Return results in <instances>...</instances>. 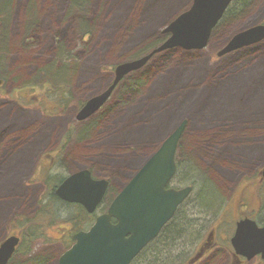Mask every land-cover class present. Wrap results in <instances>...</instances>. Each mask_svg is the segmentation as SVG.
<instances>
[{"label":"rangeland","instance_id":"rangeland-1","mask_svg":"<svg viewBox=\"0 0 264 264\" xmlns=\"http://www.w3.org/2000/svg\"><path fill=\"white\" fill-rule=\"evenodd\" d=\"M192 3L0 0V242L16 234L15 219L32 218L38 210L47 190L44 169L65 178L91 170L112 181V196L150 156L152 146L186 120L183 150L189 161L173 185L194 187L183 212L198 226L178 240L170 256L187 264L200 244L194 234L202 231V239L208 238L211 225L222 217L217 248L199 264L232 263L233 225L242 212L255 215L257 207L242 189L255 186L264 167V42L223 57L219 53L237 34L264 25V0H250L238 11L235 7L237 12L218 26L204 50L175 49L156 56L139 71L147 79L136 94L121 96L125 82L95 117L76 120L81 105L112 84L116 66L159 45L163 30ZM31 6L37 14L24 25ZM61 86L70 104L52 111L54 97L47 95ZM41 93V100L51 102L49 110L38 104ZM71 128L74 134L66 141ZM41 154L52 156L53 163L44 156L38 164ZM240 198L247 206L240 205ZM55 209L62 220L56 226L62 229L49 230L33 246L34 257L46 256V264H58L68 249L62 238L71 227L66 219L75 221L78 213L72 207ZM259 219L264 222V215ZM15 259L22 264L30 257L21 253ZM245 264L264 263L254 259Z\"/></svg>","mask_w":264,"mask_h":264},{"label":"water","instance_id":"water-1","mask_svg":"<svg viewBox=\"0 0 264 264\" xmlns=\"http://www.w3.org/2000/svg\"><path fill=\"white\" fill-rule=\"evenodd\" d=\"M234 0H193L191 8L164 30L168 38L151 53L123 63L114 69V80L101 94L90 99L78 112L76 120L84 122L96 115L110 100L117 86L130 74L144 68L157 54L183 49L203 50L213 30L223 19ZM264 40V25L237 34L219 53V57ZM187 121L184 120L124 186L108 212L96 219L88 231L73 237L74 244L58 264H131L143 249L155 240L171 221L177 208L193 192L167 189L177 173L175 155ZM264 178V169L262 172ZM109 182L95 180L87 169L69 176L57 188L56 195L70 204L82 205L93 214L103 201ZM115 220L116 223H112ZM12 235L0 243V264H9L20 245ZM231 244L236 254L247 261L261 256L264 261V227L250 219L238 223Z\"/></svg>","mask_w":264,"mask_h":264},{"label":"trees","instance_id":"trees-1","mask_svg":"<svg viewBox=\"0 0 264 264\" xmlns=\"http://www.w3.org/2000/svg\"><path fill=\"white\" fill-rule=\"evenodd\" d=\"M250 0H236V2L228 9L224 20L222 22H225L226 19L229 20V18L235 14L238 10L241 9V7L245 6L246 3H249ZM237 8V11H233L234 8ZM35 9V7H34ZM35 11V10H34ZM5 14L2 16L4 17ZM164 40V39H163ZM163 40L159 41V45L163 42ZM159 45L152 47L142 55H140L137 58H141L150 52H152L154 49H156ZM138 73H133L132 75L128 76L117 88L119 90L123 85V83L126 82V86L122 89L121 96L123 95H129V94H136L142 86L146 84L147 76H138ZM132 77V79L129 80L128 78ZM115 91V93L117 92ZM126 90L130 93H126ZM67 89L63 86L49 91L47 96H53L54 100L51 103L50 101H44L42 97V93L38 96V104L41 106L42 103L44 104V107L46 110H49V105H47V102H50L51 105H54V108H51L52 111H60V110H67V107L70 104L69 97L67 95ZM113 94L112 98H114ZM36 96V95H35ZM46 94H43V97H45ZM33 97V96H32ZM126 98V97H125ZM124 98V100H125ZM31 99V98H30ZM112 100V99H111ZM44 101V102H43ZM124 105L121 104V106ZM82 106V105H81ZM120 106L117 104V107ZM47 112V111H46ZM74 134V129L71 128L69 130V133L67 135L66 141H68L72 135ZM66 144H63L65 146ZM64 151V147L63 150ZM184 168L179 167V172L181 173ZM42 175L44 176L43 181L47 186L46 193L42 196V198L39 201V209L37 213L32 218H24L19 217L14 221V230L18 236L21 238L20 246L17 250L18 256L19 254L23 253L25 256L30 257L27 262H22V264H46L47 257L46 256H39L34 257V251L33 246L34 244L44 238L49 230H53L55 228H58L61 230L63 226H56L57 224H61L62 220L57 218V214L59 211L55 209L56 206H63L64 208L72 207L78 209L77 215L74 217L75 221L71 220L72 218H67L68 221H73L75 224L77 222V225L75 226L76 229L72 228L73 232L79 231V229L85 228L87 226H81V223H88L91 222V218H94V216L88 215L85 213L82 207L79 205H73L66 203L62 200H60L56 194L55 191L57 187L62 183V181L65 179L63 176L55 175L52 173L51 169H44L42 171ZM214 196L212 195L208 202L209 205L214 203ZM24 223V225H22ZM67 223V222H66ZM194 226H166L161 234L156 238L153 242H151L141 253L140 255L132 262V264H186L185 262H181L179 258H173L172 255L174 249L179 245L178 240H181L182 238H185L186 235L190 232V229ZM67 232V230H65ZM67 233L64 235L66 236ZM202 231H197L194 234L195 238H201L202 237ZM63 235V236H64ZM15 257L11 260L10 264H19ZM41 257H45L44 260L39 261L37 259H40ZM187 264H189V260H187Z\"/></svg>","mask_w":264,"mask_h":264},{"label":"flooded vegetation","instance_id":"flooded-vegetation-1","mask_svg":"<svg viewBox=\"0 0 264 264\" xmlns=\"http://www.w3.org/2000/svg\"><path fill=\"white\" fill-rule=\"evenodd\" d=\"M236 2V0H234L232 3H231V5L229 6V8L234 4ZM228 8V9H229ZM224 20V18L219 22V24L216 26V28L213 30V32L218 28V26L222 23V21ZM213 32H212V34H213ZM212 36V35H211ZM163 38H165V36H163ZM211 38V37H210ZM264 42V40L263 41H261V42H259V43H257V44H253V45H251V46H246V47H243V48H241V49H239V50H242V49H247V48H251V47H253V46H257V45H259V44H261V43H263ZM208 46V45H207ZM204 50V49H203ZM239 50H237V51H239ZM198 51V50H197ZM199 51H201V50H199ZM234 52H236V51H234ZM233 53V52H232ZM229 54H231V53H229ZM228 55V54H227ZM224 56H226V55H224ZM223 57V56H222ZM34 98L36 97L35 95L33 96ZM184 119V118H183ZM90 120V119H89ZM182 120V119H181ZM187 127H188V123H187ZM187 127H186V130H185V132H184V134H183V136L181 137V140H180V142H179V144H178V147H177V151H176V155H175V163H176V166H177V173H176V175H175V177L173 178V180L169 183V185L167 186V189H174V190H182V189H184L185 187H187V186H184V187H177V186H174L173 185V183H174V181L176 180V178L179 176V167H181V166H184L185 164H187L186 162L187 161H189L188 159H187V157H185V154H186V151L185 150H183L184 148H185V143H184V141H185V136H186V131H187ZM173 133V130H172V132H170V133H168L166 136H165V138L161 141V143H156V144H154V146H152V148H153V150H152V153H150V156L149 157H147L146 159H145V161H147V159H149L153 154H155L159 149H160V147L162 146V144L164 143V141L171 135ZM63 147H64V149H65V147H66V145L65 146H62L61 147V153L63 152L62 150H63ZM187 155V154H186ZM44 156H46L45 158L46 159H48V161L49 162H51L50 164H52L53 163V157L52 156H50V157H48L47 156V154H41L40 156H39V158H38V164H40V162L42 161V159H43V157ZM194 160V159H193ZM144 161V162H145ZM143 162V163H144ZM143 166V165H142ZM264 168V167H263ZM263 168H262V170H263ZM262 170L261 171H259V173H258V176H257V183H256V185L255 186H252V185H248V184H246L245 186H244V188L242 189V192H244V193H249L250 195H252L251 196V198H249L248 200H250L251 201V199H253V200H255L256 199V203H257V207H256V209H253V211L252 212H255V215H252V214H250L249 212L248 213H243L242 212V214H241V216H238V220L236 221V225H233V226H235V230H236V226L238 225V223L240 222V221H242V220H245V219H250V220H252V221H255L256 222V224H257V226H259V227H264V222H261L260 221V219H259V217L260 216H262V215H264V202L262 201L263 199H264V197H263V189H262V186L264 185V181H263V176H262ZM34 174H35V172H34ZM92 175H93V172H92ZM93 177H94V179L95 180H107L108 182H109V186H108V190H107V193H106V195H105V197H104V199H103V201L101 202V204L98 206V208L96 209V211L93 213V214H89L87 211H86V209H84L83 207V210L85 211V213L86 214H88V215H91V216H94V218H91V222H88V223H85L84 225H87V227H85V228H82V229H79V231H76V232H73L72 231V228L73 229H76V225L71 221V222H67L66 224H67V226H70L71 225V227L70 228H68L67 229V234H66V236L64 237H62L63 238V241H65L66 243H67V245L69 246V248L73 245L72 243L74 242V240H73V237H74V235L76 234V233H78V232H80V231H88L94 224H95V222H96V219L98 218V217H100L101 215H103V214H106L107 212H108V209L110 208V206H111V204H112V202L115 200V198H117L118 196H119V194L121 193V191L123 190V188H124V186L121 188V189H119V190H117L116 192H114L113 193V195L111 196V192H112V181L108 178V177H105V178H97V177H95L94 175H93ZM130 181V180H129ZM128 181V182H129ZM127 182V183H128ZM190 186V185H189ZM194 188V187H193ZM193 193H194V190H193ZM192 193V194H193ZM262 193V194H261ZM192 194H191V196H192ZM190 196V197H191ZM190 197L182 204V205H180L178 208H177V210H176V212H175V214H174V216H173V218L171 219V221L169 222V223H167V225H165V226H183L182 225V217L184 216V212H183V210H184V208H185V205H186V203H187V201L190 199ZM252 197H254V198H252ZM241 199V201H240V205H243V206H247L246 204H243V202H244V198H240ZM246 202H247V199H246ZM81 207V206H80ZM38 209H39V207H38ZM243 210V209H242ZM38 211V210H37ZM37 211H36V213H37ZM35 213V214H36ZM34 214V215H35ZM221 219H222V217L221 218H216L215 219V223L214 224H212L211 225V227H210V236L207 238V235L204 237V239H202V237L200 238V244L198 245V247L196 248V250L191 254V256L190 257H192L191 259H190V261H189V264H199L204 258H206V257H208L216 248H217V245H216V243H214V239H215V237H216V232H217V230H218V228H219V226H221V224H225V223H220V221H221ZM177 221V222H176ZM112 223H116V221L115 220H112ZM70 224V225H69ZM195 225H197L196 223L194 224V226ZM198 226V225H197ZM235 230H234V234H233V236L231 237V239H230V244H229V246H228V248H229V251H230V256H231V261H232V263H230V264H245V262H247L243 257H241V256H239V255H237L236 254V252L234 251V249H233V247H232V245H231V240H232V238L234 237V235H235ZM207 238V239H206ZM255 259H259V260H261V262H263L262 261V259H261V256H258V257H256ZM264 263V262H263Z\"/></svg>","mask_w":264,"mask_h":264},{"label":"bare ground","instance_id":"bare-ground-1","mask_svg":"<svg viewBox=\"0 0 264 264\" xmlns=\"http://www.w3.org/2000/svg\"><path fill=\"white\" fill-rule=\"evenodd\" d=\"M33 9H34V7H33ZM36 12L35 11H33L32 10V6H31V9H27V16L24 18V21H23V24L25 25L26 23H28V22H33L34 21V18H35V16H36ZM27 25V24H26ZM78 28H80V26H77ZM12 71V70H11ZM15 75H21V74H19V72H17V73H14ZM78 143V142H77ZM78 145H76V147H77ZM185 157H187V155L185 154ZM180 174V173H179ZM189 175V174H188ZM187 175V176H188ZM194 186L196 185V182L195 181H192L191 182ZM187 187H193L192 185H187ZM187 187H185V188H187ZM192 217H191V215H189V213L188 212H185L184 213V216L182 217V225L183 226H194V224L196 223L195 221H193L192 219H191Z\"/></svg>","mask_w":264,"mask_h":264}]
</instances>
